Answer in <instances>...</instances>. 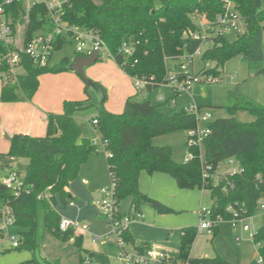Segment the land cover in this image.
I'll use <instances>...</instances> for the list:
<instances>
[{"label": "trees", "instance_id": "1", "mask_svg": "<svg viewBox=\"0 0 264 264\" xmlns=\"http://www.w3.org/2000/svg\"><path fill=\"white\" fill-rule=\"evenodd\" d=\"M244 22V31L229 42L226 37H212L208 48L203 52L202 68L197 75H206L218 79L224 64L233 57L240 56L254 75L264 78V0H233ZM4 0H0V5ZM4 6L6 20L13 35L16 26L22 25L23 42H28L37 32L51 31L48 13L43 4L26 10L21 2H12ZM222 11L221 0H66L60 11V19L65 26L86 30L97 34L112 54H116L122 44L135 48V55L120 67L129 76L154 77L156 83L167 82L164 58L178 62L180 56H191L200 47L201 42L187 39L185 33L196 30L191 16L196 12L204 14L209 20ZM16 36V35H15ZM68 35L58 37L53 45V53L59 51L67 42ZM4 47L0 44V52ZM134 60L137 63L134 64ZM210 62L211 69L205 68ZM71 62L63 58L58 65L35 66L30 59H22V73L15 82L2 84L0 102L13 103L17 100H30L39 87V79L45 74H56L68 69ZM178 70V65L173 69ZM193 65H189L192 74ZM170 70H172L170 68ZM10 75L9 67L0 64V75ZM184 74H181L183 77ZM101 99L64 103L61 115L48 114L45 136L38 139L42 143L52 144L56 150L44 155L41 150L29 149V139L14 135L9 138L8 151L3 155L8 160L23 159L27 165L21 175V188L18 195L0 182V209L7 206L14 217L13 226L18 230L16 250L35 251L40 238L45 234L61 244L71 242L77 252L78 263H84L93 253L82 249V239L73 229L59 230L60 215L58 207H64L74 201L68 191L69 185L78 178L79 171L95 151L87 136V128L73 117L77 110L96 107L97 132L102 141L107 142L106 158L109 176L116 184V199L120 204L131 201V209L138 211L140 204H147L155 213L170 214L171 209L156 200L142 194L139 190L141 172L149 176L164 173L171 176L179 188L202 190L200 152L191 149L193 159L184 163L173 160L170 147H156L153 140L157 137L195 127L193 116L183 109L164 114L159 107L150 102L155 87H148L144 98L141 94L127 98L123 111L114 114L102 107L106 95L98 83L93 82ZM88 90V89H87ZM224 109L229 115L225 119H216L210 125V135L203 142L205 164L215 167L229 158L236 159L243 168V174L234 178L235 190L224 194L220 186H205L213 201V217L220 216L225 221L230 218L226 212L229 204L243 203L248 214H254L256 200L264 196V104L240 95L237 91L228 92ZM165 105V104H164ZM238 112H246L253 121L242 123L235 118ZM261 181H256V175ZM48 195L47 199H40ZM128 213V212H127ZM124 214V213H122ZM218 227L211 231L213 236ZM196 228L181 230L178 259L189 264H229L219 257L192 258L190 247L196 235ZM124 241L134 246L130 233H123ZM261 264H264V216L262 226L254 235ZM32 264H41L36 260ZM250 264H258L252 261Z\"/></svg>", "mask_w": 264, "mask_h": 264}, {"label": "rangeland", "instance_id": "2", "mask_svg": "<svg viewBox=\"0 0 264 264\" xmlns=\"http://www.w3.org/2000/svg\"><path fill=\"white\" fill-rule=\"evenodd\" d=\"M22 29V25L16 26L15 35L17 37H22ZM226 39L232 42L235 39V35H227ZM208 46L209 45L205 47ZM75 48L76 42L68 37L63 47L59 51L53 53L50 66L58 65L63 58H67L72 63L80 56L76 54ZM176 64V61L173 60L168 61L166 64L164 63L165 71L173 68ZM202 66L203 62L201 57L195 56L192 73H197ZM84 74L86 79L98 83L102 90H104L106 98L102 103V107L108 112L114 114L121 113L123 111L125 99L136 93L132 78L111 58L106 57L98 59L93 65L85 68ZM46 76H60V83L58 86H54V81L50 83V87H53L52 92H55L56 95L58 92L60 96L64 94L61 92V88H63L64 85L67 86L66 95H71L73 93L75 95L73 97L68 96L69 98L62 100L63 102L60 104L59 109L60 113L56 115H61L64 112V103L66 102H81L91 98V96L86 94L87 86L85 82L77 73L69 70V68L56 74H45L41 77L44 78ZM69 76H72V80L69 79ZM68 87H71V89ZM232 91H237L240 95L248 97L258 104H264V78L262 75H254V70H250L248 65L242 62L240 56L233 57L224 64L216 82L194 83L190 92L181 91L176 94V97H173L172 85L167 84L155 88L151 92L150 102L152 105L158 106L160 112L167 115H171L190 104H196L201 108L203 113L208 112L211 115V119L214 121L216 119H225L229 117L224 107L228 103L227 94ZM160 96L164 99L173 97L172 99H174L176 106L159 103L158 97ZM139 98L142 99L144 97ZM94 100L96 103L100 101L98 98ZM96 115L97 108L94 106L77 110L73 114L74 119L78 123L84 124L85 127L87 126L89 130L88 138L90 141L97 140L98 142L95 151L80 169L78 179L73 182L75 187L79 190L97 191L101 188L110 186L111 183L106 166V154L99 144L98 132L88 123V121L96 117ZM235 118L242 123H249L254 120L253 117L246 112H238ZM153 145L156 147H170L173 151V160L177 163L185 162L186 147L184 131L157 137L153 140ZM29 149H40L43 151L44 155H51L53 151L56 150L50 143H31ZM2 162L9 163L4 168V171L2 169ZM25 162L26 161L23 159H18L15 162L9 161L3 155H0V182L3 181L8 172L22 175V168L25 167ZM5 171L6 175L4 174ZM81 179H90L92 181L91 184L86 187L81 185ZM139 190L142 194L158 201L174 212L170 214H158L147 204L142 203L139 206V210L136 212H140L143 219L140 222L130 224L128 228L129 233L139 247H147L148 245L156 247L165 253L166 256L176 259L177 256L171 254L169 251H176L180 247L181 230L183 228L194 227L197 230L200 223L198 212L201 208H210L213 204L209 193L198 188H179L174 179L168 174L154 173L149 176L145 172L140 173ZM97 197V200H99V195ZM90 201L86 202L84 199L82 204L91 206ZM128 201L129 199L122 203L124 209H128ZM92 219V221H89V219L82 220L81 223L86 227L89 226L90 230H93V236L100 235V241L96 242L94 245L89 235L86 234L84 236V248L88 251L92 248L96 249L94 250L96 253L95 258H92L87 263H78L77 252L71 243L67 248L62 249V254L69 257L66 259L65 264H117L118 239L113 235L109 236L107 234V221L104 217H92ZM247 224L251 226L250 233H256L262 226L261 215L256 212ZM217 227L218 230L214 236L210 230L204 231L202 234L196 232L194 241L190 247V256L192 258L219 257L230 264H250L252 261L259 260L257 247L247 238V233L240 232L242 241L238 244L234 240V234L229 222L222 221L218 223ZM17 231L18 230L14 226L8 228V233L15 237H17ZM38 236L39 242L37 248H39L44 241L51 240L52 238L48 234L40 238V230ZM11 244V240L7 239L6 236H0V258L7 256L8 258H17L19 259L18 261L22 259H28V261L34 259L33 251L24 248L16 250L12 248ZM70 248H73V251H71ZM70 252H72V254H70ZM82 255L85 257L86 261L88 257H86L85 254ZM57 259L58 258H56V260ZM26 264L32 263L27 262ZM50 264H53V262H50Z\"/></svg>", "mask_w": 264, "mask_h": 264}, {"label": "built area", "instance_id": "3", "mask_svg": "<svg viewBox=\"0 0 264 264\" xmlns=\"http://www.w3.org/2000/svg\"><path fill=\"white\" fill-rule=\"evenodd\" d=\"M21 2L26 10L39 4H43L46 8L49 17V24L51 31L48 33L37 32L32 38L24 43L22 37L13 35V31L6 20L4 13V6L12 2ZM66 0H4V3L0 5V44L4 47V51L0 52V64H5L9 67L10 75L1 74L0 80L2 84H8L15 82L18 75L22 71V59L27 57L32 61L35 66L44 67L50 63L53 55V45L58 37L69 34V37L76 42L75 52L77 55L89 57L93 53H97V60L101 58H111L115 61L117 55L121 56L122 63L129 61L135 55V48L131 45L122 44L116 54H112L105 42L95 33L86 30H80L73 27L65 26L60 19V11L62 5ZM222 11L216 15L214 19L209 20L204 14L195 13L191 16V21L196 26V30L185 33L187 39L201 42L200 47L191 56H180L178 62V70L171 68L167 69L166 75L168 81L162 83H156L154 77L147 76H130L133 80V87L136 93L141 94L142 97L146 96L148 87L159 88L167 84L172 85L173 97L179 92H190L194 83L198 82H211L214 83L218 79L211 76L197 75L196 73L189 74V65H193L195 56H202L203 52L208 48L205 47L210 44L212 37H226L227 35L234 34L239 35L244 31V22L237 12L236 4L233 0H221ZM264 47V36H263ZM171 61L170 58H164V63ZM134 64L137 60H134ZM206 69L213 68L210 62L205 63ZM181 74H184L181 77ZM173 97L164 99L158 97V102L162 104H168L176 106ZM185 113L193 116L195 121V127L185 131V147H186V159L185 162L193 159L191 149H199L200 152V166H201V178L203 183L202 191L208 192L205 186H220L221 192L228 194L235 190L234 178L243 174V168L240 163L234 159L229 158L219 163L215 167L205 164L203 157V142L210 135L209 125L213 122L211 115L208 112L201 110L196 104H190L187 107L182 108ZM89 125L95 128L98 125L96 119L88 121ZM99 135V134H98ZM99 144L102 146L106 158H110L111 154L106 152L107 142L102 141L99 135ZM92 145L98 146L97 140L91 141ZM256 181H261V175H256ZM110 186L101 188L99 190V200L95 202V206L100 216L104 217L107 221L108 235L115 236L118 239V252L116 256L117 264H189L179 260L168 257L156 247H136L127 244L122 238L130 224L134 222H140L143 216L140 212L130 210L128 213L122 214L120 207L116 199V184L110 177ZM85 183V181H82ZM2 184L10 189L14 195H18L21 188V175L14 172H8L3 179ZM48 195H41L40 199H47ZM69 205H72L70 203ZM256 210L254 214L249 215L248 209L243 203H233L226 207V212L230 218L227 222L233 231L234 240L239 244L242 241L240 232L247 233V238L258 248L260 244L253 242L254 235L256 233H250L251 226L247 224L256 212L261 217L264 216V196L259 197L256 200ZM200 223L197 228V232L202 234L204 231L212 230L218 223L225 221L222 217H213L211 208H201L198 212ZM1 228L0 236H6L11 240L12 248H17L19 243L17 237L8 233V228L13 226L14 217L11 210L5 206L0 209ZM59 230L65 232L69 228L74 232L85 233L88 231V227L81 225L75 221H72L63 216L60 217ZM99 236L94 235L93 241L98 242ZM88 260L85 261L87 263ZM261 264V259L257 261Z\"/></svg>", "mask_w": 264, "mask_h": 264}, {"label": "crops", "instance_id": "4", "mask_svg": "<svg viewBox=\"0 0 264 264\" xmlns=\"http://www.w3.org/2000/svg\"><path fill=\"white\" fill-rule=\"evenodd\" d=\"M69 79L72 80V76H69ZM53 81H54V86L55 87L58 86V84L60 83V76H46L44 78L41 77L37 92L34 94V96L30 100L21 99L13 103H5V104L0 102V155H5L7 153L8 143H9L8 140L14 135L28 138L30 140L28 145H30L31 143H42L38 139H41L45 136L47 115L48 114H59L60 104H62L63 102L62 100H65V98H69L68 96H71V97L75 96L74 93L71 95H66L67 86L65 85L63 86V88H61V92H63L64 94L60 96L58 92L56 95L55 92H52L53 87H50V83ZM1 88H2V82L0 80V91H1ZM68 88L71 89V87H68ZM87 89H86V94L88 96H91L94 99L96 98L101 99L98 92L91 93ZM134 95L135 94H132L128 96L127 98L134 96ZM127 98L125 99V101L127 100ZM81 125L85 126L84 124H81ZM87 136L89 137L88 129H87ZM12 161L15 162L16 160H12ZM8 164H9L8 162L3 163L2 165L3 171H4V168ZM26 165L27 163L25 162V167ZM25 167L22 168L23 172H24ZM82 167L83 165L81 166V168ZM4 174L6 175V171L4 172ZM82 181H85V183H82ZM91 181L92 180L90 179H81L80 183L82 186L87 187L91 184ZM73 182L69 185L68 191L70 193L71 198H73L74 201L71 202L72 205H69L70 203H68L64 207L61 206L57 208V212L60 215V217L63 216L81 225H82L81 223L82 220L89 219V221H92L93 220L92 217L100 218L101 216L99 215L98 210L94 205V203L96 202L98 198L97 196L99 195L98 192L100 189L97 191H93V190L86 191L85 189L79 190L75 187ZM84 199L86 202L91 200L90 201L91 206H86L82 204ZM128 202H129L128 209H124L122 207L123 202L120 204V211L122 213H127L130 211L131 201L129 200ZM87 227H88L87 232L85 233L75 232V234L77 236H80L82 239V249L85 252L93 253L94 258H95L96 253L94 250L96 249L92 248L90 249V251H88L84 248V239H85L84 236L86 234L90 236V240L92 241L93 245L96 243L93 241V233H92L93 230H90L89 226ZM96 236H100V235H96ZM130 236H131L134 246L139 247V245L135 243L131 234ZM70 244L71 242L61 244L54 238H51V240H46L43 242L42 245H40L39 248L33 251V256H34L33 260H36L40 262L41 264H47V263L50 264V262H53V264H56V262L57 264H65L66 259H68L69 257L65 254H62L63 253L62 249L67 248L68 245ZM179 248L176 251L174 250H170V251L167 250V251H169L171 254H175V256L178 257ZM70 249L71 251H73V248H70ZM70 254H72V252H70ZM56 258L58 259L56 260ZM18 260L19 259L17 258H8L7 256H4L3 258H0V264H26L27 262L31 261V260L28 261V259L26 260L22 259L21 261H18ZM90 260L91 259H89L88 261Z\"/></svg>", "mask_w": 264, "mask_h": 264}, {"label": "water", "instance_id": "5", "mask_svg": "<svg viewBox=\"0 0 264 264\" xmlns=\"http://www.w3.org/2000/svg\"><path fill=\"white\" fill-rule=\"evenodd\" d=\"M96 61H97V53H93L89 57H84V56L78 57L68 67L69 70H72L75 73H77V75L85 82L88 90L91 93H97V91L95 89L93 82L86 79L85 74H84V70H85V68H88L91 65H93ZM115 62H116V64H118L120 66L122 63L121 56L117 55L115 57Z\"/></svg>", "mask_w": 264, "mask_h": 264}]
</instances>
